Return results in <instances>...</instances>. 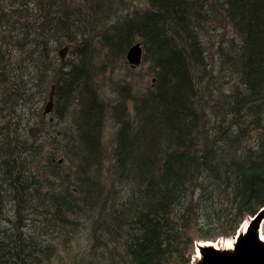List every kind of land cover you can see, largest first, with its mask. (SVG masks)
Listing matches in <instances>:
<instances>
[{"label":"trees","instance_id":"obj_1","mask_svg":"<svg viewBox=\"0 0 264 264\" xmlns=\"http://www.w3.org/2000/svg\"><path fill=\"white\" fill-rule=\"evenodd\" d=\"M172 1L0 0V264H191L264 205V0Z\"/></svg>","mask_w":264,"mask_h":264},{"label":"rangeland","instance_id":"obj_2","mask_svg":"<svg viewBox=\"0 0 264 264\" xmlns=\"http://www.w3.org/2000/svg\"><path fill=\"white\" fill-rule=\"evenodd\" d=\"M174 5L176 4V8H177V11L176 13H174L173 15V19H172V25L171 27H174V29L176 30H180L181 28L183 27H187L189 22L192 20V17L194 16H191L189 14V12L186 11L185 9V5H184V0H178L177 2H174ZM127 5L128 7L131 5L130 4V0H127ZM100 15V13L98 14ZM136 21V16L135 15H130L127 20H125V22L123 23L125 26L128 27L129 24L131 23H134ZM101 24H104V20L103 19H98L96 20L95 22H93V26L94 27H98V26H101ZM175 32V31H174ZM109 35H111L113 41L118 45L120 43H123L125 42V39L122 37V34L123 33H112V32H109L108 33ZM91 43V41L89 40V38H87L85 44H84V49H87L89 44ZM169 49V45L166 46L163 54L166 55L167 54V51ZM127 54V53H126ZM177 55L175 54L173 56V61L176 59ZM172 61V62H173ZM130 63V65L132 67H142L143 69H147L148 68V64H144L143 62H140V64H132L130 61H128ZM172 66H174L172 64ZM119 69V68H117ZM120 70V69H119ZM173 72H175V68L171 69ZM226 80L224 79V76L221 75L219 76V82H225ZM209 95L211 94L210 91H208ZM188 97H189V94L187 93L186 94ZM175 100V99H174ZM42 105V103H41ZM190 103H188V109L190 108ZM169 104L166 105V107H168ZM41 107V106H40ZM186 104L185 102L181 103L179 106H173L172 108H176V109H179V111L176 113V115H178L181 111L185 110L186 108ZM187 109V111H188ZM248 109H251L253 111L254 110V107H253V104L251 105V108H248ZM224 115H225V118H226V124L223 128V131H222V135H250L247 131H245V126L247 124H249V121L250 120H253L255 118H258V114L256 112V116L254 117H245V118H241V117H237V116H228L225 112H224ZM169 119L170 120H174L171 118V114H169ZM39 121V120H38ZM157 120H155V122L153 124H149V128L151 127H155L157 125ZM198 123L203 127V129L199 130L201 135H207L206 134V131H205V127H204V123L201 121V120H198ZM30 126L31 124L29 122H27L26 120H23V121H19V122H13L11 127H10V132H11V135H14V136H20V135H56V134H60L61 133V130L63 129L61 125H54V126H50V125H47L46 123H44L43 121H39V124L37 126H33L32 127V130L30 129ZM249 218V216H247L243 222H248L247 219ZM243 222L241 223L243 225ZM262 223H263V228H262V231H263V234H264V219L262 220ZM37 224L35 223L34 224V230H38L40 233H42V231H45L44 228H40L38 226H36ZM60 226L62 227H65V224H61ZM26 231H30L32 232V229L30 227V225H28V228L26 229ZM222 236H220L221 238ZM231 239V238H229ZM226 238H221L219 239L218 241H225L226 242ZM82 254H87L88 255V252L86 253H82ZM82 254H78L79 256H83ZM188 256V253L185 254V257ZM194 256V254H193ZM193 256H192V259H193ZM184 259V257H183ZM213 259V256H209L208 257V260L205 261L204 264H209V262ZM208 261V262H207ZM220 261V260H219ZM73 263L75 264H79L76 260H72Z\"/></svg>","mask_w":264,"mask_h":264},{"label":"water","instance_id":"obj_3","mask_svg":"<svg viewBox=\"0 0 264 264\" xmlns=\"http://www.w3.org/2000/svg\"><path fill=\"white\" fill-rule=\"evenodd\" d=\"M128 59L134 65L140 64L142 59V47L140 43L133 45L128 53ZM51 102L49 103L50 109ZM264 209H260L254 218H249V223L246 226H242L235 235L233 246L226 247L225 245L217 246L213 242L208 244L207 242L198 243L197 249L199 250V256L195 258L194 264H204L208 260L209 256H213V259L209 264H236L239 259H232L233 255H242L243 248L248 243L252 245V250L255 254L264 255V239L261 237V227L263 225ZM219 247V249L217 248ZM258 252V253H257ZM254 257V254L252 253ZM220 260V261H219ZM208 262V261H207Z\"/></svg>","mask_w":264,"mask_h":264},{"label":"bare ground","instance_id":"obj_4","mask_svg":"<svg viewBox=\"0 0 264 264\" xmlns=\"http://www.w3.org/2000/svg\"><path fill=\"white\" fill-rule=\"evenodd\" d=\"M247 224V222H245L243 225L245 226ZM263 228V227H262ZM261 228V232L262 235L263 231ZM207 242H211L210 240H208ZM224 242V241H223ZM226 247H231L233 246V242L232 239H227L226 243L223 244ZM252 253L254 254V257L252 256ZM258 253V252H257ZM232 258H229L228 261L232 260V259H239L237 260L238 262L236 264H264V255H260V254H255L252 250V245L250 243L247 244V246L245 248H243V253L242 255H233L231 256ZM214 264V263H213ZM216 264V263H215ZM233 264V263H232Z\"/></svg>","mask_w":264,"mask_h":264}]
</instances>
